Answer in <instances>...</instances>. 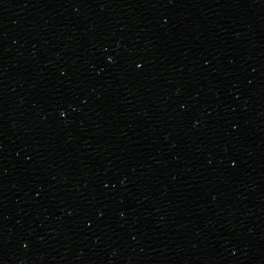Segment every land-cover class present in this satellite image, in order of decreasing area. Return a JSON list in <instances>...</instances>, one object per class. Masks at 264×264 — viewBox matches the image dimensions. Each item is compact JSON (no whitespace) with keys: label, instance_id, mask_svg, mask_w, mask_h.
Segmentation results:
<instances>
[{"label":"water","instance_id":"obj_1","mask_svg":"<svg viewBox=\"0 0 264 264\" xmlns=\"http://www.w3.org/2000/svg\"><path fill=\"white\" fill-rule=\"evenodd\" d=\"M215 264H264V0L233 187Z\"/></svg>","mask_w":264,"mask_h":264}]
</instances>
